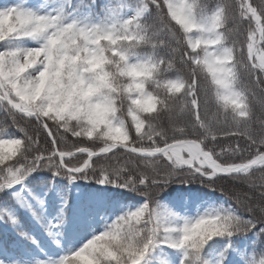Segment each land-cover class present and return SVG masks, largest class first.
<instances>
[{"label":"snow or ice","instance_id":"snow-or-ice-1","mask_svg":"<svg viewBox=\"0 0 264 264\" xmlns=\"http://www.w3.org/2000/svg\"><path fill=\"white\" fill-rule=\"evenodd\" d=\"M90 3H0V193L54 185L52 227L80 245L37 264H264V0ZM175 184L221 196L182 215L158 198Z\"/></svg>","mask_w":264,"mask_h":264},{"label":"trees","instance_id":"trees-1","mask_svg":"<svg viewBox=\"0 0 264 264\" xmlns=\"http://www.w3.org/2000/svg\"><path fill=\"white\" fill-rule=\"evenodd\" d=\"M47 2L49 3V0H47ZM110 2L114 5H118L121 0H110ZM124 2L127 3V0H124ZM56 3L58 6H62L65 4V0H56ZM104 3H106V0H96L97 5ZM73 9H75V14L80 16H84L89 12H91L92 16H97L100 14V9L98 7L92 6L90 0H71V7L68 9V11L72 12ZM126 10L128 9H122L121 14H123ZM41 175L48 176L50 174L45 173ZM257 175H259V173H257ZM77 183L82 184L83 182L79 181ZM21 189V185H16L12 189L7 190V195L0 193V211L7 209V211L16 216L18 220V224L13 226L12 224L8 223L7 219L5 218L4 220L0 221V229H3L5 226H7V228L16 235H19L20 231H26L32 239H25L21 236L20 239L23 241L21 250L19 252H0V260H6V264H37L38 261L48 262L49 258L42 257L45 255L47 250V247L42 248L44 245L42 241L45 237H49L55 232H58L56 228L52 227V224H55L56 220L48 214V197L53 195L54 192L56 193L58 201L57 209H59V200L62 193L54 185L46 187L43 184L41 177L37 176L35 173L24 182L23 191ZM70 192L72 194L78 195L79 189L73 185L70 188ZM14 194H19L20 200L26 202L28 205H31V210H28L26 207H21V204L17 200V196ZM180 196L185 197V199H187L189 196H197L201 197V200L196 205L185 204L183 207H179L170 203V201H173L175 198ZM220 196L221 194L219 192L209 194V190L199 184H175L159 193L158 198L162 204L174 208V210L180 212L182 215H193L195 214L197 207L205 206L208 201L215 202L220 198ZM136 199H139V197H136ZM221 204L224 207L231 206L230 204L223 203V201ZM185 208L187 209L186 212L184 211ZM16 209H19V212H17ZM163 210L164 209L162 208L161 211ZM21 213H23V216H21ZM33 213H35V216ZM104 219L106 220L107 217ZM29 222L31 224V231H29L28 227L26 226V224ZM101 227H103L102 224ZM59 234L62 238V241H59V243L55 245L56 256L51 258V261L59 260L60 257L69 254L71 251L76 250L80 246L78 243L66 244L63 240L62 233L59 232ZM33 240H35V243L32 242ZM35 250L38 251L39 256L33 255Z\"/></svg>","mask_w":264,"mask_h":264},{"label":"rangeland","instance_id":"rangeland-1","mask_svg":"<svg viewBox=\"0 0 264 264\" xmlns=\"http://www.w3.org/2000/svg\"><path fill=\"white\" fill-rule=\"evenodd\" d=\"M7 2H8V0H0V3H7ZM38 2L40 4L45 5V7L50 6L49 3L47 2V0H38ZM52 5L58 6L57 3H56V0H53ZM127 11L128 10H126L125 12H127ZM56 241H62V238H61L59 232H55L53 235H51L49 237H45L43 239V241H42V243H44V245L42 246V248L47 247V250L45 252V255H43L42 257L43 258H49L48 259L49 260L48 262L51 261L50 260L51 258H53L54 256H56V246H55L57 244ZM25 255H27V254H25ZM33 255L39 256L38 251L35 250L33 252Z\"/></svg>","mask_w":264,"mask_h":264}]
</instances>
